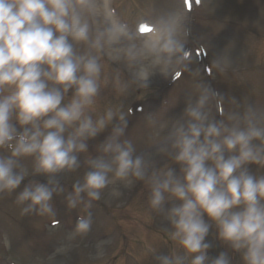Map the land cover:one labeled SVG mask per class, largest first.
<instances>
[{
    "label": "clouds",
    "instance_id": "1",
    "mask_svg": "<svg viewBox=\"0 0 264 264\" xmlns=\"http://www.w3.org/2000/svg\"><path fill=\"white\" fill-rule=\"evenodd\" d=\"M105 5L0 0V197L15 194L22 216L54 217L53 197L64 194L69 210L85 213L73 230L83 236L105 190L143 182L174 245L154 251V264H264V107L233 96L226 110L223 92L197 83L167 125L159 148L167 159L138 153L126 137L131 110L100 106L109 83L103 60L117 62L109 50L128 36ZM145 33L153 34L143 41L153 63L190 59L179 21L144 25ZM120 51L136 58L132 49ZM211 67L224 73L232 62L221 56ZM138 76L148 83L146 71ZM126 87L114 82L117 95ZM104 133L92 156L90 142ZM85 164L66 192L64 179ZM111 193L121 195L117 187ZM210 235L224 250L212 253Z\"/></svg>",
    "mask_w": 264,
    "mask_h": 264
},
{
    "label": "rangeland",
    "instance_id": "2",
    "mask_svg": "<svg viewBox=\"0 0 264 264\" xmlns=\"http://www.w3.org/2000/svg\"><path fill=\"white\" fill-rule=\"evenodd\" d=\"M105 6L114 10V19L125 26L128 36L109 50L111 56L120 57L117 62L107 57L103 60L109 83L103 89L100 106L102 110L107 104H122L125 111H141L138 116H130L126 130V137L138 153L161 162L167 159L159 152L167 125L180 113L187 94L195 90L197 83H207L223 92L226 110L227 100L233 96L264 107V0H200L199 4L196 0H188L187 4L186 0H106ZM164 21L180 22L189 60L174 56L169 62L162 59L153 63L154 57L144 52L143 41L153 34L141 36V29L144 25L158 27ZM124 48L132 49L136 58H126L120 51ZM221 56L232 62L224 73L211 67L212 61ZM141 70L148 74L147 84L138 76ZM177 71L179 76L175 75ZM117 80L127 86L121 95L114 88ZM106 134L90 142L92 156L99 154L97 145ZM87 156L82 154L81 160ZM85 170L69 174L64 185L72 184ZM112 187L119 188L121 195H112ZM148 191L143 182L131 187L119 183L110 186L105 190L102 207L96 202L93 205L92 228L83 236L73 230L77 217L85 213L81 208L69 210L64 194L54 195V217L22 216L15 194L12 198L4 195L0 200V264H126L127 258L122 261L116 256L124 251L127 239L131 242L127 247L132 254L130 264H154V251L167 252L174 245L164 231L163 216L154 217L150 207L141 202L140 197ZM132 201L141 204L133 212ZM128 208L137 217L135 225L127 217ZM105 209L112 210L121 222L112 221L113 216ZM57 221L59 225H55ZM209 239L214 243L213 254L224 250L212 235Z\"/></svg>",
    "mask_w": 264,
    "mask_h": 264
}]
</instances>
